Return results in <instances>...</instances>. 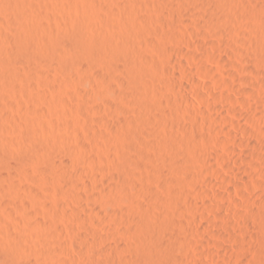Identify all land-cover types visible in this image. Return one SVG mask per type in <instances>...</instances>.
Wrapping results in <instances>:
<instances>
[{
    "label": "bare ground",
    "instance_id": "obj_1",
    "mask_svg": "<svg viewBox=\"0 0 264 264\" xmlns=\"http://www.w3.org/2000/svg\"><path fill=\"white\" fill-rule=\"evenodd\" d=\"M208 1H209L208 3H205L203 1L199 2L198 0H172V2L170 0V3H171V5L176 4V5L182 6V8L184 6H186V7H184L185 9L189 8V7H187L188 5L191 6L193 4H197L199 6H202L206 10L205 14L208 15V20L212 23V25L215 28L220 29V31L223 33H224V31L227 32L228 30H231V28H233L235 26V25L233 26V24H235L234 22L232 25H231V23L227 22L228 18H229L228 21L232 22L231 21L232 16L234 17V19H232L233 21L238 20V19L244 20V21H250L248 24L250 25V23H251L252 26L254 25L255 27L257 24H253V22H251V21H253V20L255 21L257 19H258V21L261 19H262V21L264 20V4L259 5L258 7L257 6L255 7V5H254L255 8H253V6H251V4L247 6L246 1H244V0H239V1H237V0H208ZM125 2H126V0H125ZM164 2H165V0H164ZM118 3L119 2H117V0H0V89H2L3 91L6 92V93H4L5 96L1 92L3 94V96L2 95L1 96L6 98L5 100H7L8 97H12V96H19V95L25 96V97L27 96V98H29L33 102L37 103V105H36L37 108L31 109V107H29V106H31V104L28 106V105L24 104V101L19 102V104L17 106V110H20L21 111L20 113L22 114V115L20 114L19 116L15 115L13 110L16 107L11 102L4 104V105H2L4 102L3 103L1 102L2 104L0 103V264H55V262H56V264H59V262L57 260V255L59 254V248L61 246L62 247L64 246L66 248V246H67L66 242L62 238L63 236L61 233L64 230L61 231L62 228L58 224V221L56 222L55 220H52V219H50L49 221L39 219L40 213H44V211L41 212L37 208L36 209L38 211L36 210L35 213H38L39 215H36L33 213H28L29 212L28 210L31 207L28 205L29 202L27 203V201H29V200H27V198L29 197V198H31V200L36 201V199H39L41 197H45L46 191H44V190H47V189H43V184L42 185L40 184L39 186L36 184L37 186L35 185L34 187H30L31 184H29V186L23 187V186H20L19 184L11 181V186H10V189H8V190H6L4 188L5 186L3 187V185H2L3 180H7L6 182L8 183V180L10 181L11 178L15 177V176L12 177V174L13 173L17 174L16 171L15 172L13 171V173H6L7 169H8V165L11 164V163H8L7 162L8 160L6 159L7 158V156H6L7 149L12 145L13 146H15V145L19 146V144L17 145V143H20L22 141L27 142V144L30 143V145H29L30 148L26 147L27 148V149H25L26 153H24L25 152L24 149L22 150V153L24 155L26 154L25 156H26L27 160L36 164V167H37V169L40 170V173L44 174V176H45L46 173L52 172L54 178L57 176H61L65 179L66 184L75 185L78 183L77 182L78 173H73L74 171L72 172L71 170H69V168H71L69 163H71V161H72V163L74 165L73 167H75L76 164L81 165L83 163V162L81 163V161H83V159L89 154L88 141L90 139H92V138L93 139L94 138L95 139L96 138L97 139L103 138V139H106V141L108 140V143L110 144V149H112L111 151L115 152V154L111 157L112 161L110 159V161L113 162L111 164H113L115 169L117 168L119 172L116 171L117 173H112V169L111 170L108 169L109 172L111 171V173H112L110 176L111 184L106 182V183H108L107 186L108 185L109 186L107 188H102V192L99 195L96 194V192L95 193L88 192V193L92 194V196H91L92 200H90V209L89 210L87 209V211H89L90 214H88L86 212V214H88V216L85 219L87 220L86 222H88L87 225H89V227L91 228L90 230L92 231V225L94 224L95 218L98 215H102V216L105 215V220L110 221L111 224H113L114 226L115 225L124 226L125 230L130 232L131 236H133L134 243L135 244L137 243L140 245V247H138V246H137V248L135 247L137 249L136 251L133 249H132L133 251L131 249H129V250H131L130 254L127 255L128 257L126 256L127 257L126 259L124 258V261L126 260L125 262H127L129 264H168L170 262V259H167V258L169 257L172 259L171 255H173L175 252H177V250H179L182 247V243H183L182 242V239H183L182 236L187 231L184 230L185 233L182 232L183 234L179 233V230L181 231V229H178V228L181 227L180 223L183 221H181L180 223L178 222L179 220L177 218V214L180 213L181 209L175 207L177 205H175L174 204L175 202H172L171 199H166L165 198L166 196L163 198L162 193H161V196H159L158 194H160L159 193L160 191L158 192V194H157V192L155 193L153 190L156 187V185L154 184L155 182L153 183L155 187H150L152 185L150 184V186H149V182L152 180L155 181V178H157V179L162 178L163 174L165 176L169 175V174H167L169 168L167 170V173H164L166 171V169H165L166 167H170L171 169L176 170V172H177V170L179 172L180 169H184V170L186 169L190 172V170H194L195 167L199 168L200 166L198 167V164L200 162L198 159H196V161L198 160L199 163L195 162V158H194V156L196 155V154L194 155V153H196L195 151L198 149L196 147L198 144L195 142H198V141L200 142L204 138H203V136H200V137H202L201 138L202 140H199L198 137L196 139L194 136V139L198 140V141H195L193 138H191V139H193V141H195V142H192L190 140V138H187V137H192V136L186 137V135L188 133H186V135L184 136V135H182V133H178L176 131L169 130L168 126H170V124L168 123V119L171 120L173 118L170 117V115H171L170 111L165 112V111L161 110V109H163V107L160 108L161 107L160 104H163L162 102H164V101L158 99L157 94H156V90H158V88H159V86L157 87V84H159L158 82L164 83L163 84L164 85L163 90H165L164 93L170 92V91L174 92L175 95L178 93L177 95H180L179 97L181 98V100L187 102L188 98H189L188 94H189V92H191L190 87L192 85H193V88L195 86V89L197 87L198 95H200V93H202L203 88L205 86H203L199 83L196 84L195 82H190V81L184 85L183 82L181 81L182 85H183L182 87H184V92H183V90H181L179 88L181 86H179L176 81H173L174 79L170 81L171 78H169V76H166L167 73L163 74L161 69H160L161 71L158 70L159 68H157L155 63L152 61L153 59L152 60L150 59V56H149V58H147L146 55H144V53L142 54L141 50H139L140 46L143 43H145V44L151 43L152 44V42L155 40L154 39L152 42H150L151 41L150 35H151V33L155 32V30L157 29L155 27V24L160 23L161 21H164L163 20L164 13H165V11H167V10H165V7L158 8V7H156L157 6L156 5L155 7L151 8L148 4L149 2L146 3L145 0H128V4L127 5L122 4L121 7L119 6ZM165 3L167 4V2H165ZM162 5L163 4H161V6ZM151 6H152V4H151ZM249 6H251V7H249ZM71 7L74 8L75 11H77V12L72 11L69 14H74V12L77 13V15L80 16V19L78 21H76L77 18H75L76 20H74V18H72L68 14V16H70V19L71 18L72 19L70 21L68 19H67L68 21L65 20L66 21V23H65V21L62 20L63 21L62 22L61 19H58V17L55 18V15H53V12H54V11L52 12L53 9L55 10V12L60 11V10L66 11L67 9L68 10L71 9ZM169 7H171V6L169 5ZM243 7H245L246 9H244ZM171 9H172V7H171ZM147 10L149 11L148 12L149 15H146V14L144 15V12ZM188 11H190V13H191L190 8ZM103 13L108 14V17H106V16L104 17L102 15ZM169 13L167 12L166 14L168 15ZM193 13H194V11H193ZM198 13H200V11ZM191 15L192 14H190V16ZM194 16H193V18H194ZM172 17L173 16H171V18ZM166 18H168V17H166ZM57 20H59V21H57ZM196 21H197V19H196ZM202 21H203V19H202ZM198 22H200V21H198ZM201 23H199V24H201ZM184 25H185V23H184ZM244 25H247V24H244ZM249 25H248V27H249ZM201 26H203V24ZM230 26H233V27L230 28ZM240 26L242 27V25H240ZM236 27H237L236 29H238L239 24H237ZM241 27H239V29H241ZM250 27H251V25H250ZM258 27H260V26H258ZM161 29L162 28H160V30ZM175 29H176V27H175ZM247 29H244V30L247 32ZM251 30H252V28H251ZM254 30H256V32H258V33L261 32V31L260 32L258 31L259 29L257 30V27ZM260 30H262V29H260ZM174 31H175L174 29H173V31H171V35L173 36L174 39L175 38L177 39L178 34H176ZM220 31H219V33H220ZM242 31H243V29H242ZM59 33H60V36L58 35ZM206 33H208V32H206ZM223 33H220V34H223ZM174 34H176L177 36L176 35L174 36ZM180 34H183V33L180 32ZM180 34H179V36H180ZM262 35H264V33ZM257 37L255 36V39ZM250 38H248V40H250ZM261 38H259V39H261ZM253 39H254V36L251 40L253 41ZM159 41L160 40L158 39L157 40L158 45H159ZM169 41H171V39H169ZM250 41H248V42H250ZM165 42H167V41H165ZM252 43H254V42H252ZM162 44H163V42H162ZM231 44H232V42H231ZM237 44H238V42H237ZM253 45H254V49L258 48L257 50L256 49L255 50L258 51V53L256 55H258V57H259V62H264V44L263 45L261 44L260 47L258 45H257V47H255V44H253ZM162 46H160V47H162ZM242 46H244V45H242V43H241V47ZM167 47H170V46H167ZM171 47H172V45H171ZM233 47H235V45H233ZM239 47L240 46H238V49H239ZM245 47H247V46H245ZM254 49L252 48V50H254ZM240 50H242V49H240ZM180 52L184 53V55H185L184 51H180ZM167 53H168V51H167ZM254 53H255V51H254ZM153 55H154V53H153ZM181 55H183V54H181ZM186 55L188 57H191L190 54L186 53ZM244 55H246V54H244ZM250 57L252 58L251 55H250ZM256 60L258 61L257 58H256ZM222 61H221V63H222ZM34 62H42L46 66H49L52 70H55V72L60 73L63 81H58L55 79L53 80L52 78L49 79V78H46V76H44V77L40 76V79H37L39 81V85H40L39 88L37 86H35V84L33 85L32 83H29V81L34 77L33 73H35V71H34L35 68L32 67V64ZM178 65H179V63H178ZM227 65L228 64L227 63L225 64V62H224V64L222 65V67H223L222 71H224V69L227 67ZM222 67L220 66V70L222 69ZM183 68H185V67H182V70H184ZM262 69H264V67ZM173 74H174V72H173ZM178 74H179V72H178ZM224 74H222V75H224ZM230 74H231V76L233 75L231 72H230ZM22 75H25V78L28 80V82L26 80L27 84H25V85L18 83L20 81L17 82V80L24 79V76L22 78H19ZM179 75L182 76V74H179ZM175 76H177V74ZM183 76H185V75L183 74ZM186 76H188V75L186 74ZM227 76L228 75H226V77ZM166 77H167V79H166ZM228 77H230V76H228ZM36 78H38V77H36ZM33 80L37 81L35 78H33ZM226 80L227 79H224L225 83L222 82L223 80L221 82L223 84H226V86H227ZM251 80L253 81V79H251ZM76 82H78V84H82L84 86L85 85L89 86L90 89L79 92V90L78 91L75 90L73 88V86H72V88H70V87L63 88L62 87V85L64 83L65 84L71 83V85H72V83L74 84ZM213 82H215V81H213ZM238 82H240L239 79H238V81L236 79V81L230 82L232 84H230V83H228V84H230V87L233 88L234 85ZM260 82H264V80L260 81ZM253 83H254V81H253ZM255 83H257V80ZM159 85H161V84H159ZM227 87H224V89ZM230 87L228 89H230ZM204 89H206V88H204ZM195 93H196V90H195ZM166 94H168V93H166ZM169 94L167 95L168 97H169ZM196 94H195V96H198ZM210 94H212V93L210 92ZM214 94L210 95L209 105L212 107L210 112H212V110L214 112V110H215V111H219V113H221L220 112L221 111L220 103L222 101H224L223 103H225V101H226V103H229L230 113L239 112V109L236 108L237 104L234 102V99H231L232 98L231 96H230L231 97L230 98L229 95L228 96L224 95V96H222V98L220 97L221 98V100H220V99H218L219 97L217 95H214ZM201 95H203V94H201ZM65 96L74 97L73 101H75V99L77 100L76 102L79 101V104L77 105V109H76L77 111L76 112H83V111L85 112V107H86L85 104L88 103L87 100H89L90 96L97 97L98 99L101 98L103 100V103L101 104L100 107L109 110L110 116L112 117V119L110 121L107 122V120H106V125H107V128L109 130V134L105 135V134L98 132L96 130H92L91 133L89 132L90 136H91L90 137L89 135H85V133L82 134L81 132L76 131L77 133L76 132H75V134L73 133V136H72V139H73L72 143L74 142L73 143L74 145L73 144H71L73 146H71L70 144L68 146L65 145L67 147H64V145H63V147H62L63 149H61V148L59 149V147H58L59 145L57 146L52 141V138L55 139V137H56L55 133L53 132L56 130V129L53 130L55 123L53 122L54 120L52 121V119L54 117H57V116H59L60 118H62L64 116L63 115V109L68 107V106H65V103L67 102ZM172 96L173 95H171V97ZM205 97L206 96H201V98H203V99ZM197 98H199V96ZM165 99H167V101H165V102H168V98L165 97ZM172 99H174V98L172 97ZM172 99L170 98V102ZM177 99H178V97H177ZM181 100L179 99L177 102H179ZM207 100H209V98ZM190 101H188V103ZM242 103H244V102H242ZM66 104L68 105V103H66ZM69 104H71V103H69ZM191 104H190V106H192ZM185 105H188V104H185ZM241 105L245 106L244 104H241ZM163 106H164V104H163ZM170 106H173V105H170ZM73 108L74 107H72V109ZM240 108H241V106H240ZM177 109H178V106H177ZM209 109H210V107H209ZM17 110H15V112ZM240 111H242V110H240ZM242 112H245L244 108H243ZM12 113H14V114H12ZM254 113H255V111H254ZM199 114H200V112H199ZM214 114H216V112ZM260 114H262V113H260ZM217 115H215V117ZM211 117L214 119L213 116H211ZM176 118H175V120H176ZM218 118H219V115H218L217 119ZM97 119L101 122H105V120L102 118L98 117ZM222 119H220V120H222ZM62 120H63V118H62ZM222 121L224 123L226 120H222ZM62 122H65V121H62ZM229 122H231V121H229ZM166 123H168V125ZM174 123L175 122H172V124H174ZM226 123H228V122H226ZM228 124H231L232 127H235V126L238 127L237 123L236 122L233 123V121L231 123H228ZM69 125H71L73 128L74 124H69ZM252 125H254V124H252ZM60 126H62V125H60ZM171 126H170V128H171ZM64 127H66V129L68 130L70 126H68V123H67V125H64ZM74 127L76 128V126H74ZM86 127H88V126H86ZM70 129H71V127H70ZM83 129H85V128H83ZM77 130H79V129H77ZM173 130H174V128H173ZM244 130L245 129H243V132H244ZM247 131L248 130H246L245 133ZM248 132L246 134H248L250 136L252 132L251 133H248ZM183 134H185V133H183ZM68 135L66 136V138L68 137ZM227 135L229 137V141L226 142L225 147H227L228 149H231L232 150L231 152L234 151L233 154L236 153V156H238L239 159H241L242 164L251 162L250 160L253 158L256 159L255 156H257L256 153L258 152L257 151L258 149L256 151H254L255 150L254 147H256V146L253 147V144L249 141H242L239 138V135H237L235 133L227 131ZM204 137H206V135ZM209 137L207 136V138H205V140L206 141L209 140L208 142L213 141V140L210 141ZM63 141H64V139H63ZM202 143H203V141H202ZM207 144L209 146L210 143H207ZM207 144H205V146ZM12 147H10V148H12ZM235 147H236V149H235ZM239 147H241L242 150H238L237 148H239ZM90 149H91V147H90ZM102 149L103 148H101V147L97 148V150L99 152L100 151L102 152ZM199 149H201V146ZM9 150H8V152H10ZM8 154L10 155V153H8ZM257 154L259 155V153H257ZM12 156H13V153H12ZM67 156L70 158V160H71L70 162H69V159H66ZM197 156H195V157H197ZM90 157L92 159L91 158L89 160L85 159L84 163H86V161H87V163H88V161H91V163H92V162H95L97 160L96 159L97 157H95V156L92 157L90 155ZM205 157L206 156H204L203 158L205 159ZM57 158L59 160L61 158V161L57 162V160H56ZM260 158H262V157L260 156ZM260 158H258V159L260 160ZM210 159L211 158H209V160ZM99 160H101V159L99 158ZM24 161H26V160H24ZM201 161H202V159H201ZM214 161H215V159H214ZM214 161L212 160V162H214ZM26 162H28V161H26ZM196 163H197V166H195ZM209 163H210V161H209ZM209 163H207V164H209ZM214 164H215V162H214ZM68 165H69V168H68ZM10 166L12 167V165H10ZM214 166H216V165H213V169L215 168ZM245 166L246 165H244V167ZM11 167H9V168L11 169ZM76 167H75V169H76ZM81 167H82V165H81ZM210 167H211V165H210ZM210 167H209V170H211ZM221 167H223V166H221ZM94 168H96V167H94ZM99 169H101V168H99ZM205 169L203 171V169L201 168L198 171L199 172H202V171L206 172ZM23 170H25V169H23ZM214 170L216 171V168ZM219 170L220 169L218 168V171ZM103 171H106V170H102V172ZM194 171H192V174H193V176H196L195 174L197 173V171L195 172V174L193 173ZM99 172L101 173V171H99ZM207 172H208V170H207ZM21 173H23V172H21ZM28 173H30V172H28ZM209 173H210V171H209ZM211 173H213V172H211ZM204 174L205 173H202V175H204ZM213 174H216V173H213ZM219 174H220V172H219ZM19 175H16V176L18 177ZM22 175H20V176H22ZM80 175H82V173ZM199 175H200V173H199ZM40 176H42V175H40ZM210 176H211V174H210ZM102 177H105V176H102ZM205 177H206V175H205ZM22 178H24V177H22ZM87 178H88V176H87ZM105 178L104 179L106 181L109 179V178H107V176ZM166 178H167V176H166ZM238 178L243 182L247 181L245 176L244 177L238 176ZM96 179H97V177H96ZM98 179H99V177H98ZM104 179H103V181H104ZM163 179L165 180L164 177H163ZM27 180H29V179H27ZM205 180L207 181V180H209V178L205 179ZM157 181H158V183H160L159 180H157ZM206 181H205V183L210 184V186H211V184H212V183H210L211 181L210 180H209L210 182H206ZM50 182H51V180H50ZM180 182L182 184L184 183L182 181H180ZM186 183L187 184H185V185L187 186L188 180L186 181ZM245 183L247 185V182H245ZM177 184H178V182H177ZM99 185H100V183H99ZM167 185H168V183H167ZM100 186H102V185H100ZM183 187L184 186H182L181 189ZM185 187L183 189H185ZM160 188H163V187H160ZM58 189H59V191L61 190L60 193H62V191L63 192L66 191L63 189L62 186H59ZM86 189H88V188H86ZM89 189H88V191H89ZM92 189H93V187H92ZM95 189L97 190V187ZM183 189H182V191H183ZM157 191H158V189H157ZM171 191L173 192L174 190L171 189ZM98 192H100V191H98ZM187 192H189V191H187ZM47 193H48V190H47ZM69 194H71V193H69ZM67 195H68V193H67ZM141 195H143V197L144 196L146 197V201L148 203L147 202H146V204L141 203V201H140ZM7 196L11 197L13 202H10L11 200L7 201V200H9V198H7ZM186 196H187V194H186ZM69 197L72 198V195H70ZM6 198H7V200H6ZM84 199H85V196H84ZM47 200H44V201H47ZM76 200H79V199H76ZM33 201L31 202L32 205H33V203L35 204V202H33ZM49 202H51V201H49ZM69 203H70V201L68 202V204ZM86 203L87 202H85V204ZM40 204H41V202H40ZM108 204H114L117 206H121V210L120 211L117 210V211H113V212L107 211L108 209H106V208L108 206H111ZM193 204H195V203H193ZM12 206L14 208H15V206H19V207H21L20 209H23V212H25V213L22 212L23 214L22 213L20 214V216H21L20 219L18 217H16L15 215H13V214H15V212L13 213L14 209L12 208ZM41 206H44V204H42ZM86 206H87V204H86ZM82 207H84V206H82ZM44 208H46V206ZM47 208H49V207H47ZM87 208H88V206H87ZM54 209H55V207L53 205V210ZM64 209H65V207H64ZM220 209H217V210L214 209L215 211L213 212L218 217H221V214H222ZM31 210H33V209L31 208ZM20 211H22V210H20ZM45 211H46V209H45ZM65 211H66V209H65ZM85 211H86V208H85ZM97 211H99V212H97ZM194 211H195V209H194ZM196 211H199V209ZM263 211L264 210H262L260 213H262ZM17 212H18V210H17ZM52 212H54V211H52ZM50 213L46 212V215L50 214ZM61 213H62V211H61ZM253 213L255 214V212H253ZM65 214H66V212H65ZM41 215L44 216V214H41ZM56 215L59 216L58 213ZM63 215L64 214H62L60 216L63 217ZM66 215L68 216V213ZM13 216H15L16 219L18 218L20 220V222L18 223V226H19L18 228H20L18 233L12 232V228L14 227V224H15V221H14L15 217L13 218ZM262 216L261 217L258 216V219L261 218L262 221L264 222V219H263L264 217L262 218ZM74 217L76 220H80V221L85 220L84 218H82L77 213L74 214ZM46 218H47V216H45V219ZM192 218H193V216H192ZM258 221L260 222V220H258ZM196 224H194V225L197 227V229L200 228L202 230V231L198 230L199 232H203L204 230H208V228H209L208 227L209 225L207 226V224L204 225V224L199 223L198 226ZM220 224H221V222H220ZM227 224L229 225V224H231V222L227 223ZM227 224L226 223H225V225L223 224V226H224L223 228L225 230H223V228H222L221 231H225V232L227 231V229H228ZM247 224H250V222L248 221ZM242 225H243V223H242ZM253 226H251L250 228H254ZM258 226H259V224H258ZM258 226L256 224V228ZM182 227H184V226H182ZM196 227H195V229H196ZM232 227H233V223H232ZM261 227H264V225ZM218 228H220V227H218ZM103 230H104V228H103ZM182 230H183V228H182ZM190 230H191V228H190ZM212 230H213V228H212ZM229 230H231V228H229ZM234 231H235V229H234ZM163 232L165 233V235L166 234L168 235V236L166 235L167 238L162 236ZM191 232H192V230L190 231V235L193 234V233L191 234ZM204 232L206 233V231H204ZM208 232L209 231H207V233ZM210 232H211V229H210ZM227 232H229V231H227ZM207 233H206V235H207ZM211 233L212 234L209 233L210 237L213 236L214 238H217L219 236L215 232L214 233L211 232ZM92 234L94 235L95 244L102 243L103 237L100 234H97L95 231L91 232V236H92ZM192 236H194V235H192ZM200 236H201V238L203 237L202 235H200ZM204 236H205V234H204ZM188 237H189V235H188ZM207 237H208V235H207ZM259 237H260V235H259ZM92 238H93V236H92ZM203 238H204L203 240H205L204 241L205 243L209 242V241L206 242L207 239L205 237H203ZM262 238L264 239V237H262ZM188 239H186V241ZM224 239H226V238H224ZM263 239H261V240H263ZM34 240H36V241H34ZM183 240H185V236H184ZM203 240H202V242H203ZM208 240H211V238ZM261 240L258 242H261L263 244L264 242H262ZM213 241H215V240H213ZM187 242H189V240ZM231 242H235L234 239L231 240ZM253 243L254 242H252V244ZM215 244H217V243H215ZM116 245H115V247L111 246L112 250H113V248H115L113 250L114 253L111 255H105L103 251L96 250V248H95L96 253L95 252L94 253L96 254L95 256L98 258V260L95 261V264H117L116 259L118 257H121V253L124 252L123 251L124 249H122L121 247H117ZM187 245H188V243L186 244V247L184 248V251H183L184 253H186L185 250L187 248ZM199 245H202V244H199ZM204 245H206V244H204ZM132 246H133V244H132ZM234 246H237V245H234ZM183 247L181 248L182 250H183ZM263 247H264V245H263ZM85 248H86V245H85ZM216 248H217V246H216ZM260 249H261V247L259 248V252H260ZM113 251H111V252H113ZM125 253H126V251H125ZM177 254H179V253L177 252ZM187 255H189V254H187ZM222 255H220V256H222ZM178 257H176V258H178ZM219 257H218V259L222 258V257L221 258H219ZM224 258H226V256ZM224 258H222V259H224ZM200 260H201V258H200ZM174 261H175V259H174ZM181 261L185 262L187 260L183 259ZM223 261H225V260H223ZM253 261H254V259H253ZM190 263H193V262H190ZM61 264H75V261H67V262L62 261ZM169 264H172V263H169ZM183 264H185V263H183Z\"/></svg>",
    "mask_w": 264,
    "mask_h": 264
},
{
    "label": "rangeland",
    "instance_id": "obj_2",
    "mask_svg": "<svg viewBox=\"0 0 264 264\" xmlns=\"http://www.w3.org/2000/svg\"><path fill=\"white\" fill-rule=\"evenodd\" d=\"M198 1L199 2L203 1L205 3L209 2L208 0H198ZM237 1H239V0H237ZM244 1H246L247 6L251 4V6H253V8H255L256 6L258 7L259 5L264 4V0H244ZM117 2H119L118 4L120 7L122 4H124V5L128 4V0H126V2H125V0H117ZM145 2L146 3L149 2L148 4L151 8L155 7L157 5L156 7H158V8L165 7V10H167V11H165V13H164V18H163L164 21H161L160 23H156L155 27L157 29L155 30V32L151 33V35H150L151 36L150 42H152L154 39L155 40L152 42V44L151 43H147V44L143 43L140 46L139 50H141L142 54L144 53V55H146L147 58H149V56H150V59L151 60L153 59L152 61L155 63L157 68H159L158 70L159 71L162 70L163 74L167 73L168 75L166 74V76H169V78H171L170 81L174 79L173 81H176L178 83V85L181 86L179 88L181 90H183V92H184V87H182L183 86L182 82L184 85L187 84L189 81L195 82L196 84L199 83V84L205 86L204 88H206V89L203 88L202 93H200V95H198L197 87L195 89V86L193 88V85H192L190 87L191 92H189V94H188V96L190 98V99L188 98V101H190V100L191 101L188 103V101L187 102L182 101L181 98L179 97L180 95H177L178 93L176 94L177 96L175 95L174 92H171V91H170L171 93L170 92L164 93V91H165V90H163V86H164L163 84L164 83L158 82L161 85L157 84V87L159 86L158 90H156V94H157L158 99L163 100L165 102V101H167V99H165V97L168 98V102L164 103L161 101L164 104V106H163V104H160L161 105L160 108L163 107V109H161V110H163L165 112L166 111L171 112L170 117L173 119H171V118H170L171 120L168 119V123L170 124V126L172 125L171 126L172 129L170 128V126H168L169 130L176 131L178 133H182V135H184V136L186 135V133H188L186 135V137L192 136V137H187V138H190V140L192 142L198 141V140L194 139V136L196 139L198 137L199 140H202L201 139L202 137H200V136H203V138H204L202 140L203 143H202V141L195 142L198 144V145L196 144L197 145L196 147L198 149L195 151L196 153H194V155L196 154L195 156H197V155L198 156L197 157L194 156V158H195V162H197V163L200 162L198 164V167L200 166L199 167L200 169L202 168L204 171V169L206 168L205 169L206 172H203V171L199 172L198 170H200V169L197 167L194 168L195 171L190 170V172H189L186 169L185 170L180 169L179 172H178V170L176 172V170L171 169L170 167H166L165 168L166 171L164 173H167V170L169 168L168 173H167L169 175H166L167 178L163 174L162 178H160V179L155 178V181L152 180L149 182V186H150V184L152 185L150 187H155L154 184L156 185V187L153 189L155 193L157 192V194H158V192L160 191L159 192L160 194H158L159 196H161V193H162L163 198L166 196L165 197L166 199H171L172 202H175L174 204L177 205L175 207L181 209L180 213L177 214V218L179 220L178 221L179 223L181 221H183L180 224H181V227L182 226H184V227H182L183 230L181 227L178 228V229H181V231L179 230V233L184 232V230L187 231L186 232L187 234L185 232H184L185 234L182 233L183 239L185 236V240L182 239V242L184 243V244L182 243V247L184 246L183 250L181 249L182 248L181 247L179 250H177V252L179 254H177V252H175L173 255H171L172 259L169 257L167 259H170L169 263H172V264H176V263L180 264L181 262H182L181 264H183V263H185V264H201V263L202 264H264V253H263L264 252V247H263L264 243L262 244L261 242H258L261 239H263L262 237H264V230H263L264 227H261L264 225V222L262 221L261 218L258 219V216L261 217L264 214V211L262 213H260L262 210H264V203H263L264 202V166H263L264 165V82H260V81L264 80V77H263L264 76V69H262L264 67V62H259V57H258V55H256L258 53V51H256L258 48H255L256 49L255 50L254 45H253V44H255V47H257V45L260 47L261 44L262 45L264 44V35H262L264 33V20L262 21V19H261L258 21V19H257L255 21L254 20L251 21V22H253V24H257L256 27H257V30L259 29L258 30L259 32L261 31L260 32L261 34H260V33L256 32V30H254V29H256V27L254 25L252 26L251 23H250V25H251V27H250V25L248 24L250 21H244V20H240V19L233 21L232 19H234V17L232 16L233 17V18L231 17L232 22L228 21L229 18L227 19V22L231 23V25L234 22L235 24H233V26L234 25L235 26L234 27L230 26V28L231 27H233V28H231V30H228L229 29L228 28L227 30L229 32L224 31V33H225L224 34L223 32L220 31V29L215 28L212 25V23L208 20V15L205 14L206 10L202 6H199L197 4H193L191 6L188 5L187 7H189L191 10V13H190V11H188L189 8L188 9L184 8L186 6L183 7L185 9L184 10L182 8V6H179L176 4L171 5L170 0H165V2H167V4L164 2V0H145ZM171 2H172V0H171ZM151 4H152V6H151ZM161 4H163V5L161 6ZM169 5L172 7V9H171V7H169ZM254 5H255V7H254ZM173 6L174 7L176 6V7L174 8ZM251 6H249V7H251ZM243 8L246 9L245 7H243ZM72 11H75V9L72 7H71V9H69V10L67 9L66 11L60 10V11L55 12L54 9L52 10L53 15H55V18L58 17V19H61V21L62 20L63 21H65V20L70 21L72 18H74V20H76L75 18H77L76 21H78L80 19V16H78L77 13H75L77 11H75L74 14H69ZM193 11L195 14L193 13ZM199 11H200V13H198ZM63 12L64 13L66 12L65 13L66 15ZM148 12H149L148 10L145 11L144 15L145 14L149 15ZM167 12L168 13L170 12V13L167 15L166 14ZM68 14L72 17L71 19H70V16H68ZM190 14H192V15L190 16ZM102 15L104 17L105 16L108 17V14H106V13H103ZM165 16L168 17L169 19L166 18ZM171 16H173V17L171 18ZM193 16H194V18H193ZM196 19H197V21H196ZM202 19H203V21H202ZM57 21H59V20H57ZM66 21H65V23H66ZM198 21H200V22H198ZM184 23L186 26L184 25ZM199 23H201V24H199ZM202 24H203V26H201ZM237 24H239V27H241L240 25H242L241 29H239V27H238V29H236ZM244 24H247V25H244ZM248 25H249V27H248ZM258 26H260L261 28ZM175 27H176V29H175ZM160 28H162V29L160 30ZM172 28L175 30L174 32L176 34H178L177 39L175 38L176 40L171 35V31H173ZM251 28H252V30H251ZM242 29L244 32L242 31ZM244 29H247V32ZM260 29H262V30H260ZM219 31H220V33H223V34H220ZM180 32L183 34H180ZM206 32H208V33H206ZM176 34H174V36ZM179 34H180V36H179ZM58 35L60 36V33ZM253 36H254V39L252 41L251 39L253 38ZM255 36L256 37L258 36V37L255 39ZM248 38H250V40L254 43H252L250 40H248ZM259 38H261V39H259ZM158 39L160 40L159 45L157 43ZM169 39H171V41H169ZM165 41H167V42H165ZM248 41H250V42H248ZM162 42H163V44H162ZM231 42H232V44H231ZM237 42H238V44H237ZM241 43L244 46L241 47ZM166 45L170 46V47H167ZM171 45H172V47H171ZM233 45H235V47H233ZM160 46H162V47H160ZM238 46H240L239 49H238ZM245 46H247V47H245ZM252 48L254 50H252ZM240 49H242V50H240ZM167 51H168V53H167ZM180 51H184L185 55H186V53L190 54L191 57H188L187 55L185 56L184 53H181ZM254 51H255V53H254ZM153 53H154V55H153ZM181 54H183V55H181ZM244 54H246V55H244ZM250 55L252 56V58L255 61L250 57ZM256 58L258 59V61L256 60ZM221 61L223 64H224V62H225V64L226 63L228 64L227 67L224 69L225 72L222 71L223 70V67H222L223 64L221 63ZM178 63L181 67L178 65ZM220 66L222 67L221 70H220ZM32 67L35 68V70H34L35 73H33L34 77L33 76L32 77L35 78L36 80L40 79V76L41 77L46 76V78H49V79L52 78L53 80L55 79L58 81H63L60 73L55 72V70H52L49 66H46L42 62H34L32 64ZM182 67H185V68H183L184 70H182ZM173 72H174V74H173ZM178 72H179V74H182V76H180L178 74ZM230 72L233 74L232 75L233 77L231 76ZM185 73L188 76H186ZM176 74H177V76H175ZM183 74L185 76H183ZM222 74H224V75H222ZM226 75H228L230 77H228V76L226 77ZM23 76H24V79L17 80V82L20 81L18 83L25 85L28 82V80L25 78V75H22L19 78H22ZM36 77H38V78H36ZM33 78L29 81V83H32L33 85L35 84V86H37L39 88V86H40L39 81L38 80L35 81V80H33ZM166 79H167V77H166ZM224 79H227L226 82H227V86L229 85L228 87L226 86V84L222 83V82L225 83ZM236 79H237V81L239 79L240 82L236 83L233 88L230 87V84L233 83V82L232 83H230V82L236 81ZM251 79H253L254 83L257 80V83L254 84ZM26 80H27V82H26ZM213 81H215V82H213ZM228 83H230V84H228ZM63 85H62L63 88H66V87L72 88V86H73V88L77 91L79 90V92L90 89L89 86H86V85L84 86L82 84H78V82H76L74 84L72 83V85H71V83L70 84L64 83ZM224 87H227V88H225L226 90L224 89ZM229 87H230V89H228ZM194 89L196 90L197 94L195 93ZM0 90H1L0 96L1 95L3 96V94L6 92L3 91L2 89H0ZM210 92L212 94H214L216 92L214 95H217L219 97L218 99H220V100H221L222 96H224V95H227V96L229 95V97L231 96L232 98L231 97L230 98L234 99V102L237 104L236 108L239 109V112L230 113V111H229L230 106H229V103H226V101H225V103H223L224 101H222V102L220 101L221 102L220 103V107H221L220 112L221 113H219V111H215V110H214V112H213V110H212V112H210L212 109V107L209 105L210 95H212V94H210ZM166 93H168V94L170 93L169 97L167 96L168 94H166ZM195 94L198 95L199 98H197L198 96H195ZM201 94H203V95H201ZM171 95H173L172 97L174 99H172ZM2 96L0 97V103L4 102L3 104L1 103L2 105H4V104L11 102L16 107L13 111H14L15 115H17V116H19L21 114L20 113L21 111L17 110V106H18L19 102L24 101V104L28 105V106L31 104V106H29V107H31V109L37 108V106H36L37 103H35L32 100H30L29 98H27V96L26 97L21 96V95L12 96V97H8L9 99L7 98V100H5L6 98H4ZM4 96H5V94H4ZM201 96H206V97L203 99V98H201ZM177 97H178V99H177ZM207 97L209 98V100H207L208 99ZM65 98L67 100L66 103H68V105L65 103V106H68V107L63 109V115L64 116L63 115H62L63 117L61 116L63 118V120L59 116L54 117L52 119V121L54 120L53 122L57 126L56 127L54 125L55 128L53 127V130L56 129L55 131H53L55 133L56 137H55V139L52 138V141L57 146L59 145L58 146L59 149L60 148L63 149L62 148L63 145H64V147H67L69 144L71 145L74 143V142L72 143V141H73L72 136H73V133L75 134L76 131L81 132L82 134L85 133V135H89V136H90V133L92 132V130H96V131L101 132L105 135L109 134V130H108L107 125H106V120L108 122L112 119V117L110 116L109 110L100 107L101 104L103 103V100L101 98H99L100 99L99 100L97 97L90 96L89 100H87L88 103L85 104V106H86L85 112L84 111L83 112H76L77 111L76 110L77 105L79 104V101L76 102L77 101L76 99H75V101H73L74 97L65 96ZM170 98L173 101L171 100V102H170ZM179 99L181 101L177 102ZM242 102H244V103H242ZM69 103H71V104H69ZM185 104H188V105H185ZM190 104L192 106H190ZM241 104H244L245 106H243ZM170 105H173V106H170ZM177 106H178V109H177ZM240 106H241V108H240ZM72 107H74V108L72 109ZM209 107H210V109H209ZM243 108H244L245 112H242ZM15 110H17V111L15 112ZM240 110H242V111H240ZM254 111H255V113H254ZM199 112H200V114H199ZM215 112H216V114H214ZM14 113H12V114H14ZM260 113H262V114H260ZM217 114L219 115L218 119H217V117H218ZM215 115H217V116L215 117ZM211 116H213L214 119ZM96 117L104 119L105 122L99 121ZM175 118H176V120H175ZM220 119L226 120V121L223 123V121ZM62 121H65V122H62ZM229 121H231V122L233 121V123L236 122L239 128L237 126H235L236 128L232 127L231 124H228V123H231ZM66 122L68 123V126L71 127V129L69 127L70 130L68 129L69 131L66 129V127H64V125H67ZM172 122H175V123L172 124ZM226 122H228V123H226ZM168 123H166V124L168 125ZM69 124H74L73 128ZM252 124H254V125H252ZM60 125H62V126H60ZM74 126H76V128ZM86 126H88V127H86ZM83 128H85V129H83ZM173 128H174V130H173ZM77 129H79L80 131ZM243 129H245L244 132H243ZM246 130H248V131L250 130L249 132L247 131L248 133L252 132L250 136L248 134H246L247 132L245 133ZM227 131L239 135V138L242 141L251 142L253 144V147L256 146V147H254L255 148L254 151H256L258 149L257 153H259V155L262 158H260V156L256 153V155H257V156H255L256 159L253 158L250 160L251 162L242 164L241 159H239V157L236 156V153L233 154L234 151L231 152L232 151L231 149H228L227 147H225L226 142L229 141ZM183 133H185V134H183ZM67 135H68V137L66 138ZM205 135H206V137H204ZM207 136L208 137L210 136L209 137L210 141L211 140H213V141H211V142H208L209 140L206 141L205 138H207ZM191 138H193L195 141H193V139H191ZM63 139H64V141H63ZM207 143H210L209 146ZM18 144H19V146H16V145L15 146L12 145L13 147L10 146L12 148L9 147L7 149V153H6V156H7L6 159L8 160L7 162L11 163L8 165V169H7L6 173H13V171L14 172L16 171L17 174L13 173L12 177H14V176L15 177L11 178L10 181L8 180V183L6 182L7 180H3L2 185H3V187L5 186L4 188L6 190H8V189H10L11 181L15 182V183H17L23 187H27V186H29V184H31L30 187H34L36 184L38 186L40 184L41 185L43 184V189L48 190V193H47V190H44V191H46L45 197H41L39 199H36V201L31 200V198H29V197L27 198V200H29V201H27V203L29 202L28 205L33 209V210H31V208L28 207L29 210L28 209L27 210L29 212L28 211L27 212L39 215L38 213H35L37 209L40 210L41 212L44 211V213H40L39 219L46 220V221H49L50 219H52V220H55L56 222L58 221V224L62 228L61 231L64 230L61 233L63 236L62 238L66 242L67 246H66V248L64 246L63 247L61 246L59 248V254L57 255V260H58L59 264H61L62 261H66V262L67 261H75V264H95V261L98 260V258L95 256L96 250L103 251L105 255H111L114 253L113 250L115 249V248H113V250H112L111 246L115 247L116 244H117L116 245L117 247H121L122 249H124L123 250L124 252H122L123 254L121 253V257H118L116 259L117 264H129V263L125 262L126 260L124 261V258L126 259L128 257L127 255L130 254L132 249L136 251L137 246L140 247L139 244L134 243V239H133V236H131V233L128 232L127 230H125L124 226H117V225L114 226L113 224H111L110 221H106L105 215L104 216L98 215L95 218L94 224L92 225V231H95L97 234H100L103 237V241H102V243L95 244L94 235L92 234V236H93V238H92V236H91L92 231L90 230L91 228L89 227V225H87L88 222H86L87 220L85 219L88 216V214H90V212L87 211V209L88 210L90 209V200H92V197H91L92 194L91 193L96 192V194L99 195L102 192V188H107L109 186V185L107 186L108 183L111 184V181H110L111 180L110 179L111 174L119 172L118 169L117 168L115 169L113 164H111V163H113V162H111L112 161L111 157L115 154V152L111 151L112 149H110V144L108 143V140L106 141V139H103V138H98V139L92 138L88 141L89 154L83 159V161H81V163L83 162L81 164L82 167H81V165L76 164L75 167L76 166L77 167L75 169V167H73L74 165H73L72 161L70 160V158L68 156L66 157V159H69V162L71 161V163H69L71 168H69V165H68L69 170H71L72 172L74 171L73 173H78V178H77L78 183L76 182L77 184H75V185L66 184L65 179L61 176H57L54 178L52 172H48L44 176V174L40 173V170L37 169L36 164L27 160V158L25 156L26 154L24 155L22 153L23 149L25 151V152L24 151L23 152L26 153L25 149H27L26 147L30 148V146H29L30 143L27 144V142L22 141L20 143H17V145ZM205 144H207V145L205 146ZM65 145H67V146H65ZM73 145H71V146H73ZM199 145L201 146V149H199L200 148ZM90 147H91V149H90ZM99 147L103 148L102 152L101 151L99 152L97 150V148H99ZM235 149H236V147H235ZM237 149L242 150L241 147H239ZM8 150L10 152H8ZM8 153H10V155ZM12 153H13V156H12ZM90 155L92 157H94V156L97 157L96 158L97 162L96 161L92 162L93 163L92 164L91 161H88V163L86 161L87 164L84 163L85 159L89 160L91 158ZM204 156H206L205 157L206 160L203 158ZM207 156L211 159L213 158L212 159L213 161L215 159V161H214L215 164H214V162H212L211 159L209 160V158ZM99 158L101 160H99ZM258 158H260V160ZM110 159H111V161H110ZM196 159H198L199 162H198V160L196 161ZM201 159H202V161H201ZM24 160H26L28 162H26ZM56 160H57V162H59V161H61V158H60V160L58 158ZM209 161H210V163H209ZM206 162L209 164H207ZM197 163L195 166H197ZM211 163L213 165H216V166H214L216 168V171L214 170L215 168L213 169V165ZM10 165H12V167ZM210 165H211V167H210ZM244 165H246V166L244 167ZM221 166H223V167H221ZM9 167H11V169ZM94 167H96V168H94ZM209 167L211 168V170H209ZM99 168H101V169H99ZM218 168L220 169L219 171H218ZM23 169H25V170H23ZM108 169L109 170L112 169V173H111V171L109 172ZM102 170H106V171L102 172ZM207 170H208V172H207ZM99 171H101V173ZM192 171H194L193 172L194 174L197 171V173L195 174L196 176H193ZM209 171H210V173H209ZM21 172H23V173H21ZM28 172H30V173H28ZM80 172L82 173V175H80L81 174ZM211 172L216 173V174H213ZM219 172H220V174H219ZM199 173H200V175H199ZM202 173H205V174L202 175ZM19 174L20 175L23 174V175L20 176ZM210 174H211V176H210ZM16 175H19V176L17 177ZM40 175H42V176H40ZM205 175H206V177H205ZM87 176H88V178H87ZM102 176H105V177L107 176V178H109L108 179L109 181L108 180L106 181L105 180L106 178L102 177ZM238 176H240V177L245 176L247 181H244V182L241 181L238 178ZM22 177H24V178H22ZM96 177H97V179H96ZM98 177H99V179H98ZM163 177L165 178V180L163 179ZM208 178L211 182L209 180H207V181L205 180ZM27 179H29V180H27ZM103 179H104V181H103ZM186 179L188 180L187 186L185 185V184H187ZM50 180H51V182H50ZM157 180H159L160 183H158ZM180 181H182L184 183L182 184ZM205 181L212 183L211 186H210V184H206ZM106 182H108V183H106ZM177 182H178V184H177ZM245 182H247V185ZM99 183L103 187L100 186ZM167 183H168V185H167ZM59 186H62L63 189L66 191H64V192L62 191V193H60L61 190L59 191V189H58ZM182 186H184V187L186 186L185 189H183L184 187L182 188L184 192L181 189ZM92 187H93V189H92ZM96 187H97V190L95 189ZM160 187H163V188H160ZM86 188H88V189L90 188L89 191ZM157 189H158V191H157ZM171 189L174 191L172 192ZM98 191H100V192H98ZM187 191H189V192H187ZM88 192H91V193H88ZM67 193H68V195H67ZM69 193H71V194H69ZM82 194L85 196V199H84V196ZM186 194H187V196H186ZM70 195H72V198L69 197ZM9 196H7V198H9V200H7V198H6V200L7 201L11 200L10 202H13L12 198ZM46 198L51 202H49ZM76 199H79V200H76ZM44 200H47V201H44ZM83 200L85 202H87L86 204H87L88 208H87V206ZM32 201L35 202V204L33 203V205H32V203H31ZM69 201H70V203L68 204ZM140 201H141V203L146 204V202H147L146 197L145 196L143 197V195H141ZM40 202H41V204H40ZM192 202L195 204H193ZM42 204H44V206H41ZM52 204L55 207L54 210H53ZM108 205H111V206H108V207L106 206L107 207L106 209H108L107 211L113 212V211H117V210L120 211L121 210V206H117L114 204H108ZM45 206H46V208H44ZM82 206H84V207H82ZM47 207H49V208H47ZM64 207H65L66 211H65ZM12 208L14 209L13 213L15 212V214H13V215H15L16 217H18L20 219V217H21L20 214L23 212V209H20L21 207H19V206H15V208L12 206ZM85 208H86V211H85ZM16 209L18 210V212ZM45 209H46V211H45ZM194 209H195V211H194ZM198 209H199V211H196ZM214 209L215 210H217V209L221 210V213H222L221 217H218L216 214L213 213L215 211ZM20 210H22V211H20ZM52 211H54V212H52ZM61 211H62V213H61ZM64 211L66 212V214L68 213V216L65 214ZM46 212L47 213L51 212V213L46 215ZM86 212L88 214H86ZM97 212H99V211H97ZM253 212H255V214ZM23 213H25V212H23ZM57 213L59 214V216L56 215ZM75 213L79 214L85 220H81V221L76 220L74 217ZM41 214H44V216H42ZM62 214H64L63 217L60 216ZM15 216H13V218ZM45 216H47L46 219H45ZM192 216H193V218H192ZM16 217L14 218L16 225L14 224V227L12 228L13 233H18L20 230V228H18L19 227L18 223L20 222V220L18 218H17L18 219L17 220ZM253 217L255 219L257 218L256 219L257 221ZM263 217H264V215L262 216V218ZM258 220H260V222ZM248 221L250 222V224H247ZM220 222L222 225L220 224ZM230 222H231V224L228 225L227 223H230ZM199 223L204 224V225L207 224V226L209 225L208 226L209 228L207 227L208 230H204V231H206V233H207V231H209L207 233L208 237L204 231L199 232L202 230L200 228L197 229V227L194 225V224H196L198 226ZM225 223L228 225V226L227 225L226 226L228 227L227 231H229V232H227V231L226 232L229 235L225 231H221L222 228L224 227L223 224L225 225ZM232 223H233V227H232ZM242 223L244 226L242 225ZM256 224H257V226L259 224V226L257 228H256ZM250 225L251 226L254 225L253 226L254 228H250L251 227ZM195 227H196V229H195ZM211 227L213 228V230ZM218 227H220V228H218ZM103 228H104V230H103ZM190 228L192 230L191 234L193 233L192 235H194V236L190 235V231H191ZM229 228H231V230H229ZM210 229H211V232L217 233L219 235L218 236L219 238L218 237L214 238L213 236L210 237L209 233L212 234L210 232ZM234 229H235V231H234ZM223 230H225V229L223 228ZM203 233L205 234V236ZM258 234L260 235V237ZM166 235L163 232L162 236L167 238L168 235L167 236ZM188 235L190 238L188 237ZM200 235H202L203 237H205L207 239L206 242L207 241H209V242L205 243L204 242L205 240H203L204 238L203 237L201 238ZM210 238H211V240H208ZM224 238H226L227 240ZM186 239H188L189 242H187L188 240L186 241ZM233 239L235 242H231V240H233ZM202 240L204 243L202 242ZM213 240H215V241H213ZM263 240H261V241L264 242ZM34 241H36V240H34ZM186 242L188 243V245H187V248L185 250L186 253H184L183 251H184V248L186 247V244H187ZM252 242H254V243L252 244ZM215 243H217V244H215ZM132 244H133V246H132ZM199 244H202V245H199ZM204 244H206V245H204ZM233 244L237 245V246H234ZM85 245H86V248H85ZM215 245L217 246V248ZM258 247L259 248L261 247L260 252H259ZM95 248H96V250H95ZM129 249H131V250H129ZM111 251H113V252H111ZM125 251L127 254L125 253ZM218 253L220 255H222V254L223 255L220 256ZM187 254H189V255H187ZM225 256H226V258H224ZM176 257H178V258H176ZM199 257L201 258V260ZM218 257L219 258L222 257L224 259H222V258L218 259ZM182 258L184 260H187V261H185V262L181 261V260H183ZM174 259H175V261H174ZM253 259H254V261H253ZM223 260H225V261H223ZM190 262H193V263H190ZM55 264H56V262H55Z\"/></svg>",
    "mask_w": 264,
    "mask_h": 264
}]
</instances>
